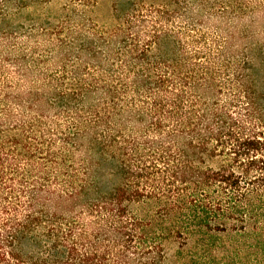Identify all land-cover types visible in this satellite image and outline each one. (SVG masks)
I'll use <instances>...</instances> for the list:
<instances>
[{"label": "trees", "instance_id": "1", "mask_svg": "<svg viewBox=\"0 0 264 264\" xmlns=\"http://www.w3.org/2000/svg\"><path fill=\"white\" fill-rule=\"evenodd\" d=\"M0 264H264V0H0Z\"/></svg>", "mask_w": 264, "mask_h": 264}, {"label": "rangeland", "instance_id": "2", "mask_svg": "<svg viewBox=\"0 0 264 264\" xmlns=\"http://www.w3.org/2000/svg\"><path fill=\"white\" fill-rule=\"evenodd\" d=\"M103 13H109V7H106L104 10H103Z\"/></svg>", "mask_w": 264, "mask_h": 264}]
</instances>
